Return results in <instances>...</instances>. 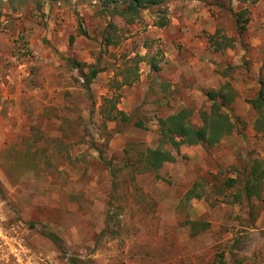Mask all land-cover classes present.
<instances>
[{"label": "rangeland", "instance_id": "374dc122", "mask_svg": "<svg viewBox=\"0 0 264 264\" xmlns=\"http://www.w3.org/2000/svg\"><path fill=\"white\" fill-rule=\"evenodd\" d=\"M165 8L170 24L160 28L148 11L128 24L92 1L0 0V226L9 238L0 264H213L218 255L264 264V181L249 199L243 190L246 168H264L253 106L264 80V0ZM242 10L243 34L233 16ZM147 53L159 71L140 59ZM68 58L102 70L90 94ZM125 75L133 83L116 90L113 78ZM225 82L238 92L224 107L231 135L208 149L183 144L158 175L124 167L127 148L158 145V116L187 108L201 125L207 91ZM116 91L129 124L101 114Z\"/></svg>", "mask_w": 264, "mask_h": 264}, {"label": "trees", "instance_id": "16d2710c", "mask_svg": "<svg viewBox=\"0 0 264 264\" xmlns=\"http://www.w3.org/2000/svg\"><path fill=\"white\" fill-rule=\"evenodd\" d=\"M41 1V0H40ZM69 2L72 0H44L50 6L58 2ZM80 2H95L100 7V10L109 16H120L126 23L134 24L142 19L143 13L148 11L154 17V25L160 28L167 27L170 24V17L165 8L167 0H76ZM257 0H253L255 2ZM244 11L233 12L236 25L239 33L243 34L246 31L248 18H244ZM112 26V25H111ZM114 40L111 34L105 36V45L113 44ZM140 59L147 60L153 70L159 71L160 67L154 56L150 57L149 53L140 56ZM71 66L80 70V74L84 80V87L87 92L91 93V84L98 74L102 71L96 64H81L77 60L68 58ZM83 65L88 67V71L83 70ZM157 79L155 83H157ZM113 85L116 90L125 85H131L133 81L125 75L121 80L117 77L113 78ZM159 82L157 84H162ZM166 89L171 87L168 82L163 83ZM207 99L211 102L209 107L201 109L199 118L201 125L194 122V114L191 110L183 108L174 113H169L167 116H158L157 121L161 134L160 141L156 147H131L125 150L126 156L124 167L130 171L140 174L157 173L162 167L177 159L180 154V148L183 144L194 145L201 144L207 149L218 145L226 136L231 135L236 129V122L224 110V107L231 104L238 96L237 90L230 82L223 83L219 88L212 89L206 93ZM120 94L116 91L111 95L105 96L101 104V114L106 121H118L123 124H129L132 121V115L126 113L118 107ZM173 98L170 93L163 94L161 99L164 102H169ZM253 106L260 110L261 115L256 122L257 130H264V80L261 81V88L258 96L253 100ZM263 114V115H262ZM134 125L141 127L143 124L136 121ZM262 125V126H261ZM248 171L250 168H246ZM246 174L243 190L249 199L256 190H259L264 181V168L261 161L253 164L251 171ZM237 178H230L228 185L231 187L237 184ZM192 190L187 193L190 197ZM196 197H199L197 195ZM196 223V222H193ZM195 224H193L194 227ZM209 225V224H208ZM206 225L204 226V228ZM52 241L60 245V238L55 234H49ZM213 264H229L224 255H218Z\"/></svg>", "mask_w": 264, "mask_h": 264}, {"label": "built area", "instance_id": "2783aa9c", "mask_svg": "<svg viewBox=\"0 0 264 264\" xmlns=\"http://www.w3.org/2000/svg\"><path fill=\"white\" fill-rule=\"evenodd\" d=\"M1 222V220H0ZM7 240V243H9V238L6 236L4 230H2V227L0 226V240ZM20 245V248L16 247V245L14 246V250L15 252H19L21 251V247H22V244L21 243H18Z\"/></svg>", "mask_w": 264, "mask_h": 264}]
</instances>
